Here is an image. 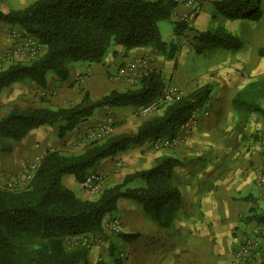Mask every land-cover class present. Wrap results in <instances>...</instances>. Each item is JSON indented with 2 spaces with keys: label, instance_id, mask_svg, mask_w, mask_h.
<instances>
[{
  "label": "trees",
  "instance_id": "1",
  "mask_svg": "<svg viewBox=\"0 0 264 264\" xmlns=\"http://www.w3.org/2000/svg\"><path fill=\"white\" fill-rule=\"evenodd\" d=\"M4 1L7 0L0 3ZM213 3L216 13L229 19L257 21L263 13L261 0ZM176 5L174 0H32L21 8L0 10V22L19 28L21 36L33 38L43 49L39 56L27 61L1 64L0 92L22 79L43 89L48 72L62 83L69 77L70 63H101L114 46H121L124 54L146 46L164 52L166 43L157 24L169 20ZM172 24L176 33L186 28L182 20ZM193 40L199 43L194 44L197 52L215 49L238 52L243 46L239 37L221 27L197 32ZM258 53L264 57V48H259ZM137 83L135 88L111 89L95 99L83 91L81 99L72 105L28 109L11 106L0 116V151H9L10 141L22 139L41 125L57 126V137L62 138L97 108L146 106L164 88L161 73L155 70L147 71ZM212 88L211 83L197 86L166 104L161 114L145 119L134 132L93 139L78 154L47 150L28 184L15 189L0 185V264H89L87 253L92 242L79 237L86 239L102 233L105 216L115 210L120 198L134 201L153 220L169 216L181 198L172 183L176 158L164 156L153 166L102 188L92 199L77 196L62 183V176L71 175L80 183L105 157L144 141L172 138L177 128L207 102ZM262 97L264 82L251 81L233 94L231 104L239 113L260 114L264 126V108L258 101ZM135 178L143 179L145 185L127 187ZM245 220L260 226L259 264H264V210L251 207Z\"/></svg>",
  "mask_w": 264,
  "mask_h": 264
},
{
  "label": "crops",
  "instance_id": "2",
  "mask_svg": "<svg viewBox=\"0 0 264 264\" xmlns=\"http://www.w3.org/2000/svg\"><path fill=\"white\" fill-rule=\"evenodd\" d=\"M201 1L202 10L193 19L191 29L184 31L185 39L191 41V37L187 38L188 34L216 27L241 38L242 48L234 53V57H228L225 63L228 66L222 71L221 77L234 78L232 73L240 76L244 72V77L248 79L247 75L259 71L256 69V63L261 60L258 50L264 47V0H261L263 13L258 21L229 19L216 13L214 1ZM208 4L210 7L206 10ZM186 12L187 8L182 3H177L173 8L170 16L172 31H166L169 35L167 39L163 36L165 43L169 41L172 45L182 44L181 32L174 34L172 22L178 21ZM237 24L247 26L248 29L246 32H238L235 30ZM0 28H5L4 23L0 22ZM245 43L247 47L244 49ZM11 44L13 42L10 40L0 43V65L10 61L8 52L14 46ZM139 56L147 60V66L156 67L160 72L172 62V59H167L162 52L158 53L150 46L131 49L126 54L121 46H114L101 63H70L69 77L62 83L58 82L54 74L47 75V85L42 89L45 92V102L41 104L50 107L76 104L81 99L82 91H88L93 99L101 97L111 89L121 91L128 86V79L124 76L126 72L122 73L126 67H121L133 63ZM12 57L20 60L23 54L17 53L11 59ZM240 68L242 69L239 72L237 69ZM213 78L211 76V81L205 82L213 85V109H231V98L244 85V81L235 90H229L234 84L230 83L226 90L219 91L216 89L217 79ZM34 88L32 82L25 80L11 84L0 92V107L17 104L19 99H32L37 91ZM156 114H161V111L143 116L134 107H100L88 119L56 140L53 137L56 136L57 126L35 127L22 139L10 141L9 151H0V180L13 179L14 182L23 184L21 168L24 163L46 150H52L51 147L63 152L80 153L88 142L86 137L98 136L108 123L112 125L109 128L111 134L131 133L145 119ZM213 122H219L213 120V113L212 116L204 114L203 117H198V124L190 131L184 144L180 142L174 148L154 149L152 141H144L96 163L93 171L100 173L102 189L120 183L128 174L153 166L164 156L176 158L178 163L172 168V183L179 189L181 198L173 206L169 216L160 221L149 218L134 201L118 199L115 210L103 220L102 233L94 236L95 240L89 247V264H235L233 251L240 239L244 235L256 237V223L245 220L249 209L253 207L264 210V186L256 180L264 165L261 164L262 158L258 150L243 152V160L231 167L229 173L220 176L217 167L213 166V149H201L194 156L191 155L192 147H204L208 141H213ZM208 131H211V136L207 134ZM220 155L218 153L219 157ZM62 183L74 192L79 191L77 195L81 198L90 199L89 192L71 175H63ZM140 184L137 183L138 186L134 187H140ZM114 217L120 223L117 233L109 227ZM125 234L133 237L125 238L122 236ZM110 245L124 257L113 262L112 255L108 252Z\"/></svg>",
  "mask_w": 264,
  "mask_h": 264
},
{
  "label": "rangeland",
  "instance_id": "3",
  "mask_svg": "<svg viewBox=\"0 0 264 264\" xmlns=\"http://www.w3.org/2000/svg\"><path fill=\"white\" fill-rule=\"evenodd\" d=\"M31 1L32 0H7V1L0 3V10L5 12L9 9L21 8V7H24L25 5H27L28 3H30ZM208 1L213 2V0H208ZM209 7H210V4H208V6H206L205 9L208 10ZM183 17H184V15L180 16L178 21L179 20L184 21ZM193 19H191L189 21H184V23H186V28L180 31L181 32L180 33L181 34L180 39H182V44L172 45L173 44L172 42H169V41L166 42L165 50L162 53L164 54V56L167 59H172V62H170L168 64V66L162 72H160V70H158V68H156V67L152 68V67L148 66V68H142V69H141V67H139L138 69H136V73L134 75H131L133 77L132 80H130V81L127 80L128 86L121 91L127 90L129 88L137 87L138 86V83H137L138 80L141 79L145 75V73L149 70H155V71L161 73V76L163 78V83H164V88H163L161 95L168 88L174 87L178 90L175 97L184 96L185 94L190 92L187 90L196 88L198 85H200L202 83L211 81V79H210L211 76H213L215 79H217L216 89L219 91L220 90H222V91L226 90L229 87L230 83H234V84H233V86H231L232 89H229V90H235L238 86L241 85V83L243 81H244V85H245V83L247 84L251 81H262V82H264V57L260 56L259 54H258V56H259V58H261V60L256 63V69L259 71H256V72L253 71L252 74L247 75L248 79L246 77H244V75H245L244 72L240 73V76H238V74H236V73L235 74L232 73V75H235L234 78H231L232 76L231 77L228 76L227 78L221 77L222 71L228 66L225 64L228 57L229 58L234 57V53H236V52H233L231 50H226V49L205 50L202 52H197L194 48V44L196 43L198 45L199 43L195 42L193 40V36L198 31L195 33L187 35V38L191 37V41L186 40L185 39L186 35L184 34V31H188L189 29H191L190 27H191V24L193 23ZM170 22H171V20L169 19L166 21H161L157 24V27L161 33L162 39H163V36L166 39L169 37V35H167V33H166L167 30H170V32L172 31V27L170 26ZM1 23H3V22H1ZM4 25H5V28H2V29L0 28V43H6L10 40V42H13V44H11V45H14V43L16 44L17 42H14L13 39L10 37V35L12 32H16V31L21 32L20 29L17 27L10 28L5 23H4ZM172 26H173V24H172ZM247 29H248L247 26L240 25V24H237V26L235 27V30H237L238 32H241V30L243 32H246ZM174 34L176 35L178 33L175 32ZM240 40L242 41L241 38H240ZM246 47L247 46L245 43L244 49ZM11 51H12V49L9 50V52H8V58H9L8 60H10V61L4 62V63H6L4 65H7L13 61H27L28 59L31 58V56L24 54L20 60H14L16 58H13V57L11 59V56H14ZM42 51H43V49L40 47L39 53L36 56H39L42 53ZM158 53H161V52H158ZM32 57H34V56H32ZM139 57H143V56H139ZM139 57H137V58H139ZM124 67H127V65H125L121 68H124ZM241 69L242 68L237 69V70L240 72ZM51 74H53V73L48 72L47 75H51ZM24 80L29 81L28 79H22V81H24ZM29 82H31V81H29ZM243 86H241V87H243ZM27 87H29V86H27ZM34 87L37 89V91L35 92L32 99H30V98L23 99V100L19 99L17 101V104L13 103L11 105H7L8 107H2V108L0 107V116L2 114H4L9 108H11V106H19L22 109L34 108V107H38V106H46V105L41 104V103L45 102V101H41V96H43V98H44L45 92H43L42 89H38L35 85H34ZM238 90H236V91H238ZM82 93H83V91H82ZM211 97H213V92L211 93L209 100L201 108H199L195 112V115H196V119H197V124H198V117H201V116L203 117L204 114H209V116H212V113H213V120L219 121L216 123L213 122V123H215L213 125V131H212L213 134L211 133V131L210 132L208 131V133H207L210 136L212 134L213 141L212 142L208 141V143L205 144L204 147H199V145L197 147H192L191 148V151H192L191 155L194 156L195 155L194 153H196L197 151L199 152L201 149L202 150L213 149V166L217 167V171L219 172L220 176L227 173V172L229 173L231 171V169H230L231 167H233V166L235 167L236 165L239 164V162L241 160H243V154H244L243 152H250L253 150L254 151L258 150L260 157L262 158L261 164L264 165V157L262 156L264 153V126L262 125V119H261L260 114L253 113V112L239 113V112L235 111L232 104H230L231 109H228V110L221 109L218 111L214 110L213 106L211 104ZM258 101H259L260 105L262 106V108H264V97L260 98ZM165 105L166 104L158 106L156 109L150 111L149 113H147L143 116L149 115L150 113L156 112L158 110L162 112V110H163L162 108ZM124 107H127L128 109L133 108L132 106H124ZM141 107H143V106L134 107V108H136L138 113H140L139 108H141ZM156 115H158V114H156ZM151 117H153V116H151ZM106 126L107 127H105L104 130L100 134H98V136L93 135L90 137H86L88 140L86 145L93 139L99 138L102 140V139H105L107 137V135L111 134L109 128L112 125H110L108 123ZM190 131L188 133H186L185 136H183V138H182L183 140L181 142L182 144H184V142L186 141L187 136L190 133ZM175 134H176V132H175ZM57 138L58 137H57V133H56V136L53 137V140H56ZM165 138H169V137H165ZM7 143H9V141H7ZM176 145L177 144H175L173 146L157 147V148H154V145H153V148L154 149L174 148V146H176ZM51 148H52V150H58L55 147H51ZM59 151H61V150L59 149ZM61 152H63V151H61ZM63 153H65V154H78L77 152L72 153L69 151H65ZM218 153H221L220 157L218 156ZM25 163H27V162H25ZM261 164L259 166H261ZM21 169H22L21 175H22V178H24L23 177L24 169H25L24 165ZM12 181H14V180L13 179L9 180L7 178H3L0 180V185L4 187V186H6L7 182H12ZM137 183H141L139 186L145 185V181L143 179L137 178L134 181H132L131 183H129L127 186L128 187L138 186ZM14 185H15L14 186L15 188H21L24 186L23 184H18L17 182H15ZM100 186H101V184H100ZM100 186H99V189L97 192H95L93 194L89 193L90 199L97 197V195L99 194V192L101 190ZM82 190H84V189H82ZM263 192H264V189H263ZM75 193L78 194L79 191H75ZM84 199H86V198H84ZM255 228H256V232H255L256 237H254V238L259 240L257 234L260 232V226L258 224H256ZM94 236L92 238H90V236H86V239L79 237V240L93 242L95 240ZM108 248H109L108 252L112 255V261L114 262L118 258L117 257L118 253L115 251V248L112 245H110ZM96 262H99V261L97 260ZM81 263H83V262H81Z\"/></svg>",
  "mask_w": 264,
  "mask_h": 264
},
{
  "label": "built area",
  "instance_id": "4",
  "mask_svg": "<svg viewBox=\"0 0 264 264\" xmlns=\"http://www.w3.org/2000/svg\"><path fill=\"white\" fill-rule=\"evenodd\" d=\"M177 3H182L186 8L187 12L184 15V21H189L196 17V15L202 10L203 2L201 0H174ZM214 1V0H213ZM10 37L13 39L14 46L12 48V54L15 55L17 53H22L23 55L26 54L28 56H36L39 53V46L37 45L36 41L31 37H23L21 36V32H12ZM24 45V46H23ZM147 60L143 57H139L134 59L133 63L128 64L126 68L122 70V73L124 74L126 72L127 79L130 81L132 80V76L136 73V69L139 67L142 68H148L147 66ZM146 70V69H145ZM134 71V73H131ZM150 71V70H149ZM146 72V71H145ZM146 74V73H145ZM176 88H168L163 94L158 97L155 101L151 102L150 104L143 106L139 108V112L142 115H145L149 113L150 111L156 109L158 106L168 104L172 102L173 100L179 98L175 97L177 94ZM194 111L189 118L183 122L176 130V134L172 138H165L160 137L153 141L154 148L157 147H168L173 146L175 144H178L182 142L183 136H185L186 133H188L196 124L197 119ZM44 153H40L33 157V159L27 161V163H24V175H23V185L29 183V181L32 179L38 164L42 158ZM264 169H261L258 172V175L256 176V180L260 185L264 186ZM101 175L97 172H90L88 173L84 179L80 182V186L87 190L90 194H93L98 191L99 186L101 184ZM15 182H7L5 188L8 189H15ZM22 185V186H23ZM110 230L114 233H117L120 229V223L119 219L116 217L112 218V220L109 223ZM259 240L255 239L253 236L244 235L235 250L233 251V261L235 264H259ZM118 258H123V254L121 252L117 255Z\"/></svg>",
  "mask_w": 264,
  "mask_h": 264
}]
</instances>
